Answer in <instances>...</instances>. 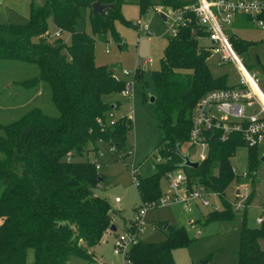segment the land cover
<instances>
[{"label":"trees","instance_id":"16d2710c","mask_svg":"<svg viewBox=\"0 0 264 264\" xmlns=\"http://www.w3.org/2000/svg\"><path fill=\"white\" fill-rule=\"evenodd\" d=\"M97 1L35 2L28 25L0 24V60L38 65L40 78L50 85L53 104L59 111L58 117H49L34 108L20 120L0 125L5 132L0 136V264H27L30 249L34 250V264H69L73 257L89 264L90 251L104 241L115 225L112 206L95 192L103 181L97 162L83 160L90 150L101 155L100 140L123 154L122 160L133 154L126 148L132 123L122 119L105 132L97 124L98 117L113 110L114 104L107 103L106 96L121 93L125 87L124 81L113 78L112 70L96 64L94 40L76 31L81 10L92 9ZM100 1L108 8L104 16L93 12L92 23L94 32L101 37L109 30L114 33V21L125 20L122 0ZM163 3L179 9L191 0ZM148 4L143 0L142 9L146 10ZM50 21L56 33L71 35L69 44L45 42L50 35ZM232 40L242 53L243 44L238 38ZM208 57L192 29L181 27L178 35L169 40L160 69L152 73L156 117L163 134L158 150L164 161L155 165L153 175H139L138 191L144 203L160 200L162 178L183 163L179 150L188 152L192 114L198 101L209 91L228 86L226 76L213 75ZM31 82L34 80L28 84ZM242 145L239 136L227 143L210 142L208 158L196 169L184 168L189 179H198L221 194L224 210L212 213L208 221L235 219L236 213L224 193L235 181L230 160ZM249 150L253 172L262 159L256 155L257 148ZM253 198L252 194L248 204ZM239 229L240 264H264V250L260 248L264 225L256 229L244 225ZM166 230L169 232L162 242L141 240L131 247L128 257L132 264H176L173 251L187 247L190 239L185 228L168 226Z\"/></svg>","mask_w":264,"mask_h":264},{"label":"rangeland","instance_id":"374dc122","mask_svg":"<svg viewBox=\"0 0 264 264\" xmlns=\"http://www.w3.org/2000/svg\"><path fill=\"white\" fill-rule=\"evenodd\" d=\"M44 1H0V24L28 25L31 21L33 3L43 5ZM142 1L122 0L121 13L125 22L114 21V33L109 30L104 36L96 35L92 23L93 9L86 7L81 10V18L76 26L77 33L85 34L94 40L96 64L112 70L122 81L133 84L131 101L119 92L105 98L107 103L118 105L119 109H115V115L119 118L129 113V107L132 106V128L128 133L126 148L133 149V154L122 160L121 153L114 152L110 144L103 142L99 144L101 155L90 150L83 157V160L97 162L101 167L102 187L97 188L95 192L112 206L113 224L117 227L115 236L104 239L93 250L95 256L92 255L89 264H126L123 256L114 253L115 238L123 233L135 232L141 226L142 241L159 243L166 239L169 232L164 230V225L170 228H185L190 239L187 247L173 251L176 264H240L239 253L242 250V243L239 227L245 213H236L233 220L220 218L208 221L212 213L224 210L222 200L218 196L211 198V207H203L197 201H191L187 205L168 203L151 207L145 215L141 218L139 216L144 202L135 184L132 167L138 169L139 175L144 178L153 175L155 165L159 164L158 148L163 134L158 127L156 105L150 103L149 98L155 96L152 73L160 69L164 50L171 39L173 19L176 18L171 9L164 5L163 0H148L146 10L142 9ZM162 13L169 14L167 22L161 18ZM56 31L53 21H50V35L45 40L46 43L61 44L58 41H62L69 44L71 42L70 34L63 33L61 38H56ZM227 31L238 36L239 43L243 44L240 47L241 58L245 64L257 72L264 90V30L242 16L237 18ZM201 43L206 42L201 41ZM107 49L109 53H106ZM215 60V58L208 60L213 75L226 76L228 86L238 84L240 77L236 68L233 65L218 66L214 63ZM145 61H152V64L144 65ZM136 68H139V71H134ZM125 69L134 71L135 75L125 77ZM40 74L38 65L16 60H0V125H8L20 120L34 108H40L42 113L49 117L59 116V111L53 104L51 87L40 78ZM31 80L34 82L28 84ZM4 135L5 132L0 128V136ZM255 152L258 159H262L264 142ZM250 156V150L247 147L243 145L237 147L234 157L230 160L231 167H235L239 173L251 172ZM191 158L196 160L197 156L192 154ZM257 171L261 181L252 192L254 198L251 208L247 211L246 225L250 229L258 228L256 218L263 213L260 208L264 202L263 161ZM241 182L247 183V180ZM237 187V182L233 181L225 191L224 196L229 203L235 200L234 194ZM161 189L163 197L171 194L167 174L161 180ZM117 197L121 200L119 204L115 202ZM260 248L264 250V240L260 241ZM34 258V250L30 249L27 264H34ZM85 262L73 257L69 264H85Z\"/></svg>","mask_w":264,"mask_h":264},{"label":"built area","instance_id":"2783aa9c","mask_svg":"<svg viewBox=\"0 0 264 264\" xmlns=\"http://www.w3.org/2000/svg\"><path fill=\"white\" fill-rule=\"evenodd\" d=\"M176 15L173 19L172 35H178L180 28H191L192 34L196 35L200 47L209 53L208 60L215 58L214 63L218 66L233 65L239 73V82L236 85L226 88L215 89L206 93L196 104L192 114V129L189 136L188 154L192 161L204 162L210 152V142L220 143L230 142L234 136H239L245 147L248 149L258 148L264 142V90L261 87V79L252 67L244 63L240 53L234 43L233 38H238L235 34H230L227 29L239 17H246L253 21L259 28L264 30V0H191V3L182 8L174 9L169 7ZM162 11V10H160ZM167 19L169 17L168 13ZM139 24V23H138ZM146 30L148 28L146 27ZM198 31L201 33L198 34ZM234 33V32H233ZM56 38L62 37V32L55 34ZM46 38H49L47 35ZM205 41L206 43H201ZM109 49L106 53H109ZM152 64V61H145L144 65ZM134 71H139L136 68ZM124 70L125 77L134 76L135 72ZM116 81H122L113 72ZM125 87L121 95L133 99V84L124 81ZM132 106L129 113L120 118L115 115V110L109 111L104 117L97 118V124L103 132L109 128H114L119 120L125 119L132 123ZM214 139V141H213ZM100 143H103L100 140ZM116 151L115 148H112ZM133 150V149H132ZM192 154L197 156L196 160L191 158ZM123 154H121L122 157ZM263 158V157H262ZM159 155L158 162H163ZM96 168L101 170L97 163ZM235 181L238 184L234 194V201H230L235 213L244 212L251 207L248 204L250 196L255 191L257 183L261 178L258 171L239 173L235 167L232 168ZM137 188L140 186L139 171L132 167ZM218 176L219 172L216 171ZM168 188L170 195L161 197L158 202H145L140 209V218L146 214L147 210L154 206L166 205L168 203H184L191 201L199 202L203 207H211V198L218 196L219 192L213 191L203 185L198 179H189L184 169L179 168L169 172ZM247 180V183L241 182ZM102 186L99 185L98 188ZM253 189V190H252ZM252 190V191H251ZM120 203L119 197L115 199ZM263 213L256 218L258 227L264 225V202L260 207ZM247 217L240 220V227L246 225ZM141 226L137 231L120 234L114 241V253L123 256L126 264H132L128 257L129 250L141 241Z\"/></svg>","mask_w":264,"mask_h":264},{"label":"water","instance_id":"95a60500","mask_svg":"<svg viewBox=\"0 0 264 264\" xmlns=\"http://www.w3.org/2000/svg\"><path fill=\"white\" fill-rule=\"evenodd\" d=\"M0 1H2V0H0ZM107 8L108 7L103 5L100 0H98L96 3H94L92 5L93 12L95 14H97V13L101 14L102 16L105 15V10ZM161 18L163 19L164 22H167V16L165 14L162 13L161 14ZM149 101H150V103L154 104L156 102V97L155 96H150ZM116 108H117V106L113 105L112 109L115 110ZM213 141H214V139H213ZM179 154H180V156H181V158L183 160V163L179 165V168L184 169V168L188 167V168L196 169V168H198L200 166L199 162L192 161L190 159V155L188 153H183L181 150H179ZM262 161L264 162V157L262 158ZM167 227H168V225H165L164 229H167ZM111 232H113V233L117 232V227L115 225L112 226Z\"/></svg>","mask_w":264,"mask_h":264},{"label":"crops","instance_id":"0c3cea01","mask_svg":"<svg viewBox=\"0 0 264 264\" xmlns=\"http://www.w3.org/2000/svg\"><path fill=\"white\" fill-rule=\"evenodd\" d=\"M114 105H117V104H115V103H113ZM116 109H119V107H117ZM264 157V156H263ZM121 203V202H120ZM251 208V207H250ZM250 208H248L247 210H246V215H247V211L250 209ZM247 219H248V217H247ZM2 225V221L0 220V226ZM164 230H166V229H164ZM117 232H115V233H113V232H111V233H108V234H106V236H105V239H107L109 236H115V234H116ZM96 248V247H95ZM95 248H93L90 252L92 253V255H94L93 254V250L95 249ZM95 256V255H94ZM85 264H87L86 262H85Z\"/></svg>","mask_w":264,"mask_h":264}]
</instances>
